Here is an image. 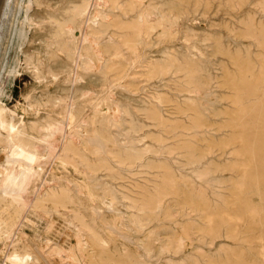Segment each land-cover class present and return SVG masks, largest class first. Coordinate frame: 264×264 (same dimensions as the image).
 Wrapping results in <instances>:
<instances>
[{"label": "rangeland", "instance_id": "374dc122", "mask_svg": "<svg viewBox=\"0 0 264 264\" xmlns=\"http://www.w3.org/2000/svg\"><path fill=\"white\" fill-rule=\"evenodd\" d=\"M54 1L56 0H43L41 4L32 0L33 6L27 10L28 0H10L5 7L3 6L4 0H0V16L2 15L0 17V39L2 38L0 40V99L5 105L0 106L6 109L7 119L10 122H15L14 124L20 122L19 124L23 125L24 123L26 125L40 124L38 121L46 113H51L52 117L60 119L64 111L69 110V106L72 113H80L83 118L82 125L88 124L86 128L88 132L86 131L81 136L80 143H75V146L83 156L85 168L81 173L75 170L73 164H65L54 158L48 159L46 148L43 149L45 155L43 154L40 160H35L30 155L9 151L0 144V171H4L8 180L16 179L15 182H18L21 187L25 185L22 172L29 170L38 175L39 183L54 175L57 181L55 185L65 182H68L69 186L74 185V189L81 194L73 193L75 203L72 208L74 211L77 208L76 211L82 214L87 224L99 229L105 250L112 252L111 254H117L116 260L129 255L132 256V260L139 262L136 264H141V261H144L143 264H264V169L262 166L264 163V121L263 117L256 112H249L245 116L249 126L248 132L246 131V141L254 150L251 152L254 161L245 176L244 169L240 172L241 158L235 157L237 150L240 149L239 144L230 142L233 131L229 128V115H232L233 110L237 108L231 104L235 98L232 95L235 93L227 84H223L226 74L234 77L236 70L225 55L214 52V41L219 40L225 50L229 51L231 57L240 51L244 55L250 51L255 57L256 68L260 67L261 63L264 64V59H261L264 58V46L256 45L255 40H252L254 38H251L255 32L253 34L251 28L244 27L246 22L253 20L254 28L264 32V0H184L181 5L178 0H137L139 3L134 0L137 4H133L131 17L126 18L120 15V10L122 11L124 6H127L125 2H120L117 13L112 14L108 7L103 5V0H67L66 11L74 12L81 9V14L74 18L71 28L80 32V28L83 29L89 24L91 28H88L87 32L90 31L89 36L96 41L98 46H107L109 34H115L118 42L126 39L132 40L129 51L128 46L122 47L123 57L105 55V63L112 60L111 71L105 76L100 75L98 69L99 63L103 61L97 63L83 48L79 38L75 40V44L70 43L71 39L66 41L69 49L76 54L75 67L71 65L68 56L58 50V44L54 43L51 37L48 39L49 27L47 25L55 19H62ZM80 2L86 4H82V7L79 5ZM27 12L31 17H29V22L25 18ZM146 12L151 14L150 21H152L147 30L141 23L139 24ZM93 19L98 22L94 23ZM8 20L11 22L9 23ZM112 20L113 23L121 21L126 26H134L135 30L129 29L126 32L125 27L119 28L121 25L110 27ZM260 32L258 31V35ZM42 40L45 42L42 43ZM31 54V57L42 61L41 64L31 58ZM78 64L79 66H76ZM81 64L88 65L91 71L83 69ZM44 76H47V79ZM90 82L94 83L95 88ZM72 83L83 91L82 99L74 102L70 100L73 96ZM258 95V98L250 97L249 102L244 104L248 108H254L248 104L260 98L263 99L261 93ZM96 97L97 104H95L96 100H93ZM50 100L53 103H50ZM113 103H116V106ZM195 110L201 115L199 116ZM116 114H119L117 125L114 123ZM86 117L91 119L88 120ZM198 118H200L199 122ZM103 120H107L108 128L102 125ZM197 124L200 126L195 127ZM245 130L244 128L243 131ZM104 136H106L105 139H103ZM55 140L57 141L53 142L54 140L50 139L48 142L52 149H56L54 144L59 142L60 136L56 135ZM257 148L261 150H256ZM92 150H97L98 153L93 154ZM200 153L201 155L198 156ZM236 167H240L237 169L239 172L236 171ZM255 171L260 180V195L256 193L257 187L253 181L252 175ZM163 176L165 180L166 177L170 178L168 181L170 184H166L165 181L163 185ZM240 182L243 186L239 184ZM157 184L160 185L158 188L155 187ZM171 184H174L173 188L177 191L172 188ZM236 184L242 188L240 194L243 200L245 199V203L242 200H235L238 194L237 189L239 190ZM161 186L164 190L167 187V191L169 189L174 191L163 193L161 192L163 189L159 190ZM233 190L236 192L235 197H233L235 193ZM156 192L161 193L158 195ZM176 192L178 194H175ZM189 192L193 193V201L190 200V202L183 197L189 195ZM101 197L106 198L107 205H100L97 202ZM143 197L147 199L144 198V200ZM197 198L201 199V202ZM151 199H155L153 203ZM157 199H163L161 204L157 203L159 201ZM181 199L188 201L189 205ZM148 200L150 201L147 203ZM110 204H114L124 218V231L119 230L115 225L117 216L108 206ZM151 204H156L153 206L157 209L153 210ZM242 205L255 208L253 214L255 213L256 216L248 217L245 213V206ZM145 206H148L150 211ZM191 206L193 209L196 207V210L191 209ZM102 209H105L104 212ZM163 209L170 210L173 221L159 216L161 213L159 210ZM54 214L52 217L55 225L51 232L47 231L45 220H39L36 215L28 213L25 216L33 224L27 223L21 229L25 233V238L36 244L45 245L50 240V243L55 245L58 251L60 250L59 253L63 250L68 252L76 243L73 236L75 228L70 226L60 214L57 212ZM70 214L69 212L68 216ZM143 214L151 216V219ZM228 214L231 217L242 215L243 219H237V222L236 219H232L230 222L226 216ZM153 216L155 219L152 218ZM204 217L207 219L205 220ZM208 217L211 219L208 220ZM99 225L103 226L99 228ZM127 227L133 231L127 232ZM211 228L212 232H208L207 230L211 231ZM184 230L188 231V236H185ZM202 231L208 235L210 233V236L203 234ZM245 239L248 241L244 242ZM26 241L23 240V243L28 246L29 243ZM142 244L148 250L152 246V250L144 252L141 248ZM173 245L178 246L176 248ZM117 246L119 247L115 251L114 248ZM175 248L179 249L175 250ZM7 249L9 250L8 243L0 244V264H10L7 260L5 263ZM29 249L34 252L33 248ZM58 260L52 259L51 264H61Z\"/></svg>", "mask_w": 264, "mask_h": 264}, {"label": "bare ground", "instance_id": "6f19581e", "mask_svg": "<svg viewBox=\"0 0 264 264\" xmlns=\"http://www.w3.org/2000/svg\"><path fill=\"white\" fill-rule=\"evenodd\" d=\"M43 0H35V2H39L41 3ZM79 1V0H78ZM77 1V2H78ZM88 1V0H87ZM86 1V2H87ZM137 1V0H135ZM180 5L184 2V0H178ZM34 2V3H35ZM55 5L58 7V12L61 13V20H57L55 19L54 21L50 22L49 25H47L49 27V31H48V39L51 37L52 41H54V43L58 44V50L62 51L63 54L68 56V59L71 62V65L75 67V57L76 54L75 52H72V50L69 49V45L66 43L67 40H70V43H74L75 44V40L77 38H79L81 40V44L83 45V48L85 50H87V53L97 62L99 63L100 61H103V63H99V73L100 75H104L106 73H110L111 71V64H112V60L109 63H105L104 61V57L106 54L109 55H113L116 58H121L124 56V51L122 49L123 46H128L127 50L129 51V47L131 46L132 40L131 39H126L125 41L122 42H118L117 40V36L115 34H109V37L107 38V46L106 47H100L98 46V44L96 43V41L91 38L89 36V32H87L88 28H91L90 25H86L85 28H80V32L73 30L71 27L74 23V18L78 15L81 14V9H78L74 12H68L66 11V6L68 5L67 0H56L54 1ZM71 2V1H70ZM73 2V1H72ZM71 2V3H72ZM99 2V1H98ZM120 2H125L127 3V6H124L125 8L121 11L120 10V15H123L125 18L130 16L131 17V12H133V4H137V2L134 3V0H103V5L107 6L109 11L113 14V13H117L116 11H118V5L120 4ZM8 3H10V0H4V7L8 5ZM36 3V4H37ZM81 3V2H80ZM139 3V2H138ZM141 3V2H140ZM14 4V3H13ZM42 4V3H41ZM51 4V3H50ZM49 4V5H50ZM78 4V3H76ZM82 4H86L81 3L79 5L82 6ZM16 5V4H15ZM40 5V4H39ZM48 5V3H47ZM27 10H29L30 6L32 5V0H28V4H27ZM37 6V5H36ZM42 6V5H41ZM46 6V5H45ZM53 6V4H52ZM137 6V5H136ZM139 6V5H138ZM12 7V6H10ZM22 7V6H21ZM26 7V6H25ZM50 7V6H49ZM78 7V5H77ZM83 7V6H82ZM47 8V6H46ZM52 8V7H51ZM71 8V7H70ZM6 9V8H5ZM21 9V8H20ZM48 9V8H47ZM9 10V9H8ZM91 10V9H90ZM3 11V9H2ZM14 11V10H13ZM142 11V10H141ZM149 11V10H148ZM12 12V11H11ZM20 12V11H19ZM57 12V11H56ZM101 12V11H100ZM104 12V11H102ZM139 12V11H138ZM151 12V11H150ZM2 13V12H1ZM50 13V12H49ZM55 13V12H54ZM156 13V12H155ZM3 14V13H2ZM52 15H54L53 13H50ZM90 14V13H89ZM142 14V13H141ZM188 14V13H187ZM14 15V14H13ZM30 13L27 12L26 14V20L29 22V16ZM57 15V14H56ZM59 15V14H58ZM118 15V14H117ZM151 14L149 12H146L142 19L140 20L139 24L141 23L142 26L147 30L149 28V26H151L150 24L152 23L151 20ZM2 16V15H1ZM0 16V17H1ZM6 16V15H5ZM10 16V15H9ZM80 17V16H79ZM135 17V16H134ZM31 18V17H30ZM40 18V17H39ZM55 18V17H54ZM53 18V19H54ZM87 18V17H86ZM42 19V18H41ZM52 19V18H51ZM59 19V16H58ZM80 19V18H79ZM111 19V18H110ZM5 20V19H4ZM10 20V19H9ZM8 20V21H9ZM12 20V19H11ZM34 20V19H33ZM36 20V19H35ZM109 20V19H108ZM119 20V19H117ZM126 20V19H125ZM90 21V20H89ZM94 23H97L98 21L96 19H93ZM256 21V20H255ZM11 21H9L10 23ZM21 22V21H20ZM82 23V21H80ZM44 23V22H43ZM125 23V22H124ZM30 24V23H29ZM35 24V23H34ZM93 24V23H92ZM105 24V23H104ZM1 25V22H0ZM32 25V23H31ZM38 25H40V23L38 22ZM37 25V26H38ZM117 25H121V27H119L120 29H125L126 32L129 31V29L131 30H135L134 26L128 25L126 26V24H122L121 21L118 22H114L112 20V23L109 24L110 27H116ZM123 25V26H122ZM254 22L253 20H250L248 22H246L244 24V27L246 26L247 29L251 28V30L253 31V34L255 32V35H252L254 38L252 40H255V44H260V46H264L261 45L264 43V32L261 29H256L254 28ZM260 25V24H259ZM262 25V24H261ZM3 26V25H2ZM11 26V25H10ZM44 26V24L42 25ZM41 26V27H42ZM80 26V24H79ZM5 27V26H4ZM36 27V26H34ZM10 28V27H9ZM39 28V27H38ZM76 28V27H75ZM142 28V27H141ZM140 28V30H141ZM6 29V28H5ZM5 29L3 31H5ZM41 30H43L42 28H40ZM79 29V28H78ZM77 29V30H78ZM8 30V29H7ZM10 30V29H9ZM159 30V29H158ZM171 30V29H170ZM44 31V30H43ZM258 31H261L260 34L258 35ZM94 32V31H93ZM40 33V32H38ZM45 33V32H43ZM109 33V32H108ZM141 33V31H140ZM248 33V32H247ZM3 34V33H2ZM47 34V33H46ZM242 34V33H241ZM244 34V33H243ZM251 34V33H250ZM19 35V34H18ZM141 35V34H140ZM47 36V35H45ZM107 36V35H106ZM142 36V35H141ZM246 36V35H245ZM6 37V36H5ZM240 38L243 36H239ZM238 37V38H239ZM46 38V37H45ZM131 38V37H130ZM245 38V37H244ZM2 39V38H1ZM0 39V40H1ZM7 39V38H6ZM40 39V38H39ZM41 40V39H40ZM45 40V39H44ZM44 40H42V43L45 42ZM3 41V40H2ZM5 41V40H4ZM48 41V40H47ZM143 42V41H142ZM5 43V42H4ZM16 43V42H15ZM41 43V42H40ZM78 43V42H77ZM53 44V43H52ZM5 45V44H4ZM43 45V44H42ZM50 45V44H49ZM144 45V44H143ZM214 45H215V54H222L225 55L228 60L230 61V63L233 64V66L235 67L236 70V75L234 77L229 76L228 74H226V77L223 78L225 79V82L223 84H227V86L235 93V98H233L234 100L231 101L232 106L234 105L236 108V110H233L234 113L232 115H229V119H230V129L233 131V135L231 136L232 138L230 139L231 143H237L238 147H240L239 150H237L236 152V158H241V163H239L241 165L242 168H240V172H242L244 169V175L246 176V174L248 173V171L251 168V163L254 161L253 158V154H251L253 150V147L251 145L247 144L246 141V131L248 129V120H246L245 116L246 114H248L249 112H256L259 113L260 116H262L263 121H264V64L261 63L262 65L258 68H256L257 63H255L254 59L255 57H253V53H251L250 51H248V53H246L245 55L241 53V51L239 53H236V55H234V57L230 56L229 51L225 50L223 44L221 43V41L217 40L214 41ZM53 47V46H52ZM51 47V48H52ZM57 48V47H56ZM79 48V46H78ZM81 48V47H80ZM14 49V48H13ZM45 49V48H44ZM49 49V48H48ZM74 49V46H73ZM40 50V49H39ZM242 50V49H241ZM46 51V50H45ZM48 51V50H47ZM55 51V50H53ZM80 51V50H79ZM239 51V50H238ZM264 51V50H263ZM2 52V50H1ZM39 52V51H38ZM52 52V51H51ZM260 52V51H259ZM262 52V51H261ZM27 53V52H26ZM36 53V52H35ZM57 53V52H56ZM84 53V52H82ZM50 54V53H49ZM54 54V53H53ZM81 54V53H80ZM85 54V53H84ZM83 54V56H84ZM136 54V53H135ZM45 55V54H44ZM48 55V52H47ZM52 55V53H51ZM59 55V54H58ZM61 55V54H60ZM64 55V56H65ZM79 55V54H78ZM264 55V54H263ZM32 56V54L30 55V57ZM37 56V55H36ZM40 56V55H39ZM38 56V57H39ZM42 56V55H41ZM80 56V55H79ZM141 56V55H140ZM255 56V55H254ZM258 56V55H257ZM6 57V56H5ZM87 57V56H86ZM264 57V56H263ZM3 58V57H2ZM27 58V57H26ZM33 58V57H31ZM90 58V57H88ZM175 58V57H174ZM260 58V57H259ZM7 59V58H6ZM30 59V58H29ZM35 60H37L36 58H33ZM92 59V60H93ZM264 59V58H261ZM260 59V62L262 61ZM31 60V59H30ZM42 60V59H39ZM62 60V59H61ZM65 60V59H64ZM79 60V58H78ZM164 60V59H163ZM258 60V58H257ZM38 61V60H37ZM36 61V62H37ZM59 61V60H58ZM67 61V60H66ZM264 61V60H263ZM33 62V61H32ZM35 62V61H34ZM40 64L41 62L38 61ZM60 62V61H59ZM79 62V61H78ZM259 62V61H258ZM27 63V62H26ZM57 63V62H56ZM116 63V62H115ZM60 64V63H59ZM62 64V63H61ZM156 64V63H155ZM4 65V64H3ZM39 65V64H38ZM67 65V64H66ZM71 65H67V66H71ZM34 66V65H33ZM45 66V65H44ZM55 66V65H53ZM52 66V67H53ZM65 66V65H63ZM76 66H79L76 65ZM80 66H82L83 69H90L88 65L86 64H81ZM232 66V65H231ZM259 66V65H258ZM35 67V66H34ZM51 67V68H52ZM56 67V66H55ZM5 68V67H4ZM31 68V67H30ZM36 68V67H35ZM78 68V67H77ZM43 69V68H42ZM45 69V68H44ZM62 69V68H61ZM60 69V70H61ZM73 69V68H72ZM225 69V68H224ZM30 70V69H29ZM52 70V69H51ZM59 70V72H60ZM8 71V70H7ZM31 71V70H30ZM34 71V70H33ZM43 71V70H42ZM53 71V70H52ZM65 71V70H64ZM91 71V69H90ZM94 71V70H93ZM92 71V72H93ZM57 72V71H56ZM70 72V71H69ZM81 72V71H80ZM95 72V71H94ZM77 73V72H76ZM84 73V72H81ZM87 73V72H86ZM231 73V71H230ZM7 74V73H6ZM32 74V73H31ZM58 74V72H57ZM79 74V73H78ZM91 74V73H90ZM223 74V73H222ZM225 74V73H224ZM233 74V73H232ZM46 75V74H45ZM92 75V74H91ZM90 75V76H91ZM94 75V74H93ZM92 75V76H93ZM210 75V74H209ZM62 76V75H61ZM65 76V75H64ZM71 76V75H70ZM89 76V75H88ZM91 76V77H92ZM99 76V75H97ZM131 76V75H130ZM35 77V76H34ZM47 79V76H44ZM51 77V76H50ZM49 77V78H50ZM68 77V75L66 76ZM89 78V77H88ZM95 78V77H94ZM97 78V77H96ZM100 78V77H99ZM104 78V77H101ZM87 79V78H86ZM42 80V79H41ZM40 80V81H41ZM45 80V78H44ZM52 80V77H51ZM57 80V79H56ZM95 80V79H94ZM106 80V79H105ZM208 80V79H207ZM47 81V80H46ZM50 81V80H48ZM62 81V80H61ZM74 81V80H73ZM85 81V80H84ZM87 82V81H86ZM85 82V83H86ZM92 82V81H91ZM90 82V83H91ZM194 82V81H193ZM197 82V81H196ZM54 83V82H53ZM60 83V82H59ZM82 83V82H81ZM89 83V82H88ZM117 83V82H116ZM73 84V83H72ZM99 84V83H97ZM115 84V83H114ZM180 84V83H179ZM60 86V84H59ZM91 86L94 87V83H91ZM96 86V84H95ZM106 86V84H105ZM134 86V84H133ZM204 86V83H203ZM61 87V86H60ZM90 87V86H89ZM206 87V86H205ZM97 88V87H96ZM105 88V87H104ZM72 91H73V96L71 97V101H77L79 99H82V94L83 91L80 88H76V86H72ZM109 89V87L107 88ZM106 89V90H107ZM68 90V89H67ZM66 91V90H65ZM113 91V90H112ZM62 92V91H61ZM67 92V91H66ZM92 92V91H91ZM97 92V91H96ZM107 92V91H106ZM105 92V93H106ZM90 93V92H89ZM88 93V95H89ZM95 92L93 91V94ZM98 93V92H97ZM104 93V92H103ZM259 93H261L263 99H259L257 101L254 102H250L251 104H248L254 108H248L244 103H248L249 102V98L250 97H254V98H258L259 97ZM99 94V93H98ZM70 95V92H69ZM109 96V95H108ZM231 96V97H232ZM230 97V98H231ZM61 98V96L59 97ZM65 98L66 97H62ZM108 98V97H106ZM111 98V97H110ZM47 99V98H46ZM58 99V98H56ZM103 99V98H102ZM112 99V98H111ZM34 100V99H33ZM48 100V99H47ZM93 100H96L97 104V97L94 98ZM116 100V99H115ZM30 101V100H29ZM39 101V100H38ZM64 101V100H63ZM91 101V99H90ZM35 102V101H34ZM37 102V100H36ZM42 102V101H41ZM45 102V101H44ZM67 102V101H66ZM65 102V103H66ZM113 102V101H112ZM32 103V102H31ZM43 103V102H42ZM50 103H53L50 100ZM99 103V102H98ZM244 105H243V104ZM45 104V103H44ZM69 104V103H68ZM94 105V103H92ZM111 104V103H110ZM114 104V103H113ZM112 104V106H113ZM189 104V103H188ZM0 105H4L3 101L0 99ZM65 105V104H62ZM100 105V104H99ZM116 106V103L114 104ZM182 105V104H181ZM36 106V105H35ZM67 106V103H66ZM84 106V105H83ZM29 107V106H28ZM37 107V106H36ZM42 107V106H41ZM73 107V106H72ZM76 107V106H75ZM79 107V106H77ZM114 107V106H113ZM39 108V107H38ZM36 108V109H38ZM82 108V107H80ZM190 108V107H189ZM193 108V107H192ZM84 109V108H83ZM82 109V110H83ZM115 109V108H114ZM182 109V108H181ZM194 109V108H193ZM198 109V108H197ZM125 110V109H124ZM146 110V109H145ZM117 111V109H116ZM161 111V110H160ZM196 111V110H195ZM65 112V113H64ZM62 117L59 119L52 117L51 113H46V115L44 117H42L40 119V121H38L40 124L37 123V125H26L24 123L23 124H14L12 122H10L9 119H7V111L5 108L0 106V144H2L7 150L9 151H17V152H21L23 154L26 155H30L31 157H33L35 160H40L43 157L44 151L43 149H47V158L51 159H58L59 161H61L62 163L65 164H73V166L75 167V170L83 173L84 168H85V164L83 161V156L80 153L79 149L75 146V143H80L81 140V136L88 130L86 129L88 124H85L84 126L82 125V121L83 118L81 116L80 113H72V110H70V106H69V110L64 111ZM84 112V111H83ZM158 112V111H157ZM182 112V111H181ZM185 112V111H184ZM197 114L200 116V112L196 111ZM232 112V111H231ZM53 114V113H52ZM85 114V113H84ZM83 114V116H84ZM99 114V113H98ZM111 114V113H110ZM121 114V113H120ZM194 114V113H193ZM12 115V114H11ZM87 115V114H86ZM119 114H116L114 116V123L115 125H117V123H119ZM158 115V114H157ZM100 116V115H99ZM106 116V114H105ZM85 117V116H84ZM95 117V116H92ZM98 117V116H97ZM108 117V116H107ZM87 118V117H86ZM126 118V117H125ZM160 118V117H159ZM163 118V117H162ZM12 119V118H11ZM88 119V118H87ZM91 119V118H89ZM88 119V120H89ZM95 119V118H93ZM92 119V120H93ZM111 119V118H110ZM15 121V120H14ZM85 121V120H84ZM107 120H103L101 123L103 126H105L106 128H108V123L106 122ZM196 121V120H195ZM197 121H200V118L197 119ZM97 122V121H96ZM193 122V121H192ZM31 123V122H30ZM33 123V122H32ZM138 123V122H137ZM29 124V123H28ZM134 124V123H133ZM161 124V122H160ZM165 125V124H163ZM200 125L197 124V126L195 127H199ZM264 127V126H263ZM246 129L245 132L243 131V129ZM65 129V130H64ZM237 129V130H236ZM64 130V131H63ZM128 130V129H127ZM171 130V129H170ZM165 131V130H164ZM88 132V131H87ZM113 132V131H111ZM248 132V131H247ZM112 134V133H110ZM108 134V135H110ZM161 134V133H160ZM59 135L60 136V140L59 142L54 144V147H56V149H52L51 147H49L48 142L50 139L54 140L53 142L57 141L55 140V136ZM103 135V134H102ZM245 135V137H244ZM91 136V135H90ZM112 136V135H111ZM106 136L103 137V139H105ZM113 137V136H112ZM111 139V137H109ZM113 140V139H111ZM100 141V140H99ZM114 141V140H113ZM114 144V143H113ZM111 146V145H110ZM108 146V147H110ZM112 147V146H111ZM110 147V149H111ZM115 147V146H114ZM161 147V146H160ZM250 147V149H249ZM85 148V147H84ZM186 148V147H185ZM191 149H194L191 147ZM109 150V149H108ZM256 150H261V149H256ZM85 151V149H84ZM196 151V150H195ZM91 152V151H90ZM92 153H98V151L96 150H92ZM108 153V152H107ZM113 153V152H112ZM168 153V152H167ZM235 153V152H234ZM84 154V153H83ZM143 154V153H142ZM169 154V153H168ZM171 154V153H170ZM195 154V153H194ZM45 155V154H44ZM102 155V154H101ZM100 155V156H101ZM112 155V154H111ZM131 155V154H130ZM191 155H193V153H191ZM188 155V156H191ZM197 155V154H196ZM201 155L198 154V156ZM22 156V155H21ZM19 156V157H21ZM125 156V155H123ZM134 156V155H133ZM136 156V155H135ZM196 156V158L198 157ZM28 157V156H27ZM132 157V156H131ZM138 157V156H137ZM124 159V157H122ZM128 158H130V156H128ZM141 158V157H140ZM191 158V157H190ZM193 158V157H192ZM202 158V157H201ZM127 159V158H126ZM136 159V158H135ZM191 160V159H190ZM193 160V159H192ZM200 160V159H199ZM240 160V159H239ZM103 161V159H102ZM122 161V160H121ZM131 161V160H130ZM236 161V160H235ZM234 161V162H235ZM262 161V159H261ZM264 161V159H263ZM262 161V162H263ZM41 162V161H40ZM127 162V161H126ZM152 162V161H151ZM201 162V160H200ZM237 162V161H236ZM239 162V161H238ZM237 162V163H238ZM102 163V162H101ZM123 163V162H122ZM130 163V162H129ZM134 163V162H133ZM153 163V162H152ZM132 164V163H131ZM199 164V163H198ZM197 164V165H198ZM21 165V164H20ZM235 165V164H234ZM233 165V167H234ZM162 166V165H161ZM236 166V165H235ZM263 169H264V163H263ZM101 167V166H100ZM99 167V168H100ZM125 167V166H124ZM167 167V166H166ZM232 167V168H233ZM25 168V166L23 167ZM162 168V167H160ZM165 168V166H164ZM236 167V171L237 169H239ZM4 170V168H2ZM158 169V168H156ZM166 169V168H165ZM164 169V170H165ZM26 170V169H25ZM29 170V169H27ZM88 170V169H87ZM98 170V168H97ZM92 171V170H91ZM169 171V170H168ZM233 171V170H232ZM235 171V170H234ZM87 172V171H86ZM211 172V171H210ZM239 172V170L237 171ZM23 180L25 181V185L24 187H21L20 184H18V182H15L16 179H14V181H10L6 178V174L4 173V171H0V244L2 243H8L9 244V250L7 253V255L5 256V263L10 262V264H51L52 259L58 260L61 262V264H109L110 262H113L114 264H136L139 262H135V260H132V256L130 257L129 255L124 256L125 258H123L121 260H116V258H118L117 254H111L110 251L107 252V250H105L104 246H103V239L101 238L100 234H99V229L95 228L94 226H91L89 224H87L84 220H83V216L82 214L79 213V211L77 212V208L74 211V208H72L73 204L75 203V201L73 200V193L75 194L77 192V194L79 195V191L74 189V185H70L68 182H65L63 184H58L55 185V183L57 182L54 179V175H51L49 178H47V180H43L40 183L38 182V175L32 173L30 170L29 171H23ZM198 174V173H197ZM200 174V173H199ZM239 174V173H237ZM258 173L255 171L253 176V181L255 183V187L257 190V194L260 195L261 191L259 190L260 188V180L258 179ZM158 175V174H157ZM166 175V174H165ZM164 175V176H165ZM206 175V174H205ZM241 175V174H240ZM40 176V175H39ZM44 176V175H43ZM163 176V177H164ZM171 176V175H170ZM175 176V175H174ZM204 176V175H202ZM244 176V177H245ZM48 177V175H47ZM242 177V176H241ZM57 178V177H56ZM243 178V177H242ZM10 179V178H9ZM22 179V178H20ZM19 179V180H20ZM58 179V178H57ZM163 179V178H162ZM17 180V181H19ZM62 180V179H60ZM67 180V179H66ZM176 180V178H175ZM23 181V182H24ZM68 181V180H67ZM157 181V180H156ZM163 185L165 184H170L168 183V181H170V178L168 179V177H165L163 179ZM172 181V180H171ZM50 182V183H48ZM21 183V182H20ZM148 183V182H147ZM161 183V182H160ZM174 183V182H173ZM23 184V183H21ZM75 184V183H74ZM235 184V183H234ZM240 185L242 184L241 182L239 183ZM238 184V185H239ZM172 188L174 187V184ZM170 185V186H171ZM237 185V184H236ZM233 186V187H236ZM237 185V187H239ZM76 186V184H75ZM143 186V185H142ZM152 186V185H151ZM158 185L155 186L158 188ZM166 186V185H165ZM168 186V187H170ZM176 186V183H175ZM243 186V185H241ZM139 187V186H138ZM164 187V186H163ZM178 187V184H177ZM76 188V187H75ZM79 188V187H78ZM156 188V189H157ZM171 188V187H170ZM74 189V190H73ZM82 189V188H81ZM89 189V187H88ZM141 189V188H140ZM162 190L161 192L164 193V191H167V187L166 190H164V188H159V190ZM174 189V188H173ZM171 189L172 191H177V189ZM241 189L239 187V190L237 189V193L235 200L236 201H241L242 202L245 200H243V198L241 197ZM93 190V189H92ZM143 190V189H142ZM149 190V189H147ZM154 190V188H153ZM170 189L168 190L169 193L171 191ZM236 190V189H235ZM167 191V192H168ZM86 192V191H85ZM145 192V191H143ZM157 193L158 195L161 193ZM193 192V191H192ZM83 193V191H82ZM89 193V192H88ZM87 193V194H88ZM141 193V192H140ZM147 194V192H145ZM149 193V192H148ZM152 193V192H151ZM162 193V194H163ZM190 193V192H189ZM81 194V193H80ZM84 194V193H83ZM129 194V193H128ZM161 194V196L163 197V195ZM175 194H178L177 192ZM191 194V193H190ZM187 195V196H183L186 200H188L190 202V200H192L193 196L191 195ZM121 195V194H120ZM143 195V193H142ZM151 195V194H148ZM147 195V198L149 197ZM154 195V194H153ZM165 195H167L165 193ZM164 195V196H165ZM170 196H172V194H169ZM182 195V194H181ZM185 195V194H184ZM126 197V196H125ZM152 198L154 196H151ZM156 197V196H155ZM159 197V196H158ZM157 197V198H158ZM174 197V196H173ZM179 197V196H177ZM182 197V196H181ZM195 197V196H194ZM199 197V196H198ZM146 197H143V199ZM146 198V199H147ZM167 198V196H166ZM180 198V197H179ZM176 199V198H175ZM195 199V198H194ZM198 199V198H197ZM234 199V198H232ZM77 200V199H76ZM82 200V199H81ZM80 200V201H81ZM86 200V199H85ZM130 200V198H129ZM145 200V199H144ZM155 199H151V202L154 201ZM160 201L161 199H157V201ZM163 200V199H162ZM162 200L157 203L161 204ZM182 200V199H181ZM184 200V199H183ZM182 200V201H183ZM185 200V201H186ZM199 200V199H198ZM201 200V199H200ZM199 200V201H200ZM87 201V200H86ZM128 201V200H127ZM137 201V200H136ZM143 201V200H142ZM150 200L146 201L147 203ZM181 201V202H182ZM183 201L186 205L188 204L187 202ZM193 201V200H192ZM234 201V200H233ZM236 201H234L236 203ZM248 201V200H247ZM79 202V200H78ZM93 202V201H92ZM100 203V205H107V201L106 198L103 199L102 197L98 199V201ZM130 202V201H129ZM144 202V201H143ZM178 202V201H177ZM180 202V200H179ZM196 202V201H195ZM201 202V201H200ZM199 202V203H200ZM204 202V201H203ZM246 201H244L245 203ZM153 203V202H152ZM156 203V204H157ZM192 203V202H191ZM190 203V204H191ZM194 203V202H193ZM241 203V202H240ZM249 203V201L247 202ZM246 203V204H247ZM85 204V203H83ZM93 204V203H92ZM96 204V203H95ZM94 204V205H95ZM145 204V203H144ZM153 204V205H156ZM245 204V205H246ZM142 205V203H141ZM140 205V206H141ZM148 205V204H147ZM150 205V204H149ZM151 204V208L154 210L156 208V206L154 207ZM189 205V204H188ZM242 205V206H245ZM251 205V204H250ZM82 206V204H81ZM111 210L116 214L117 216V221L115 222V225L118 227L119 230H125V224H124V218L121 216V214L118 211V208H116V206L114 204H110L108 205ZM139 206V207H140ZM193 206V205H192ZM191 206V209H193ZM195 206V204H194ZM249 206V205H247ZM245 206V213H247L248 217H252L254 218L253 215H255V213L253 214V211L255 210V208H249ZM75 207V206H74ZM126 207V206H125ZM143 207V205H142ZM148 208V206H145V208ZM161 207V206H160ZM188 207V206H187ZM251 207V206H250ZM99 208V207H98ZM101 208V207H100ZM196 207H194L193 210ZM150 211V208H148ZM157 209V208H156ZM190 209V208H189ZM199 209V208H198ZM201 209V208H200ZM253 209V210H252ZM80 210V209H79ZM88 210V209H87ZM103 210V209H102ZM100 210V211H102ZM105 210V209H104ZM103 210V212H104ZM152 210V211H153ZM108 211V210H107ZM107 211L105 212V215L107 213ZM161 211L159 216H162L164 219L166 220H171L173 221L174 218H172L171 216V212L170 210H159V212ZM189 211V210H188ZM262 211V210H261ZM57 212L58 214H60L61 217H63L64 219H66V222L70 225L73 226L75 228L74 230V238L76 239V243L74 244V246L72 248H70V250H68V252H65L63 249V252L59 253L58 248L55 245H52L50 243V240L48 242H46L45 245H40V244H36L35 242H33L32 240H28L25 238V233L22 231L21 227H23L25 224L27 223H32L33 222L27 217L25 216L26 213L28 214H33L36 215L37 218L39 220H45L47 222V231L51 232V229L54 227L55 223L53 220L52 215ZM69 212L73 215L70 214ZM93 212V211H92ZM143 212V210H142ZM147 212V211H146ZM153 213V212H152ZM151 213V214H152ZM259 213V212H258ZM111 214V213H110ZM150 214V213H149ZM150 214V215H151ZM162 214V215H161ZM55 215V214H54ZM135 215V214H134ZM147 215V213H146ZM143 214V216H146ZM149 215V216H150ZM203 215V214H202ZM205 215V214H204ZM203 215V216H204ZM259 215V214H258ZM257 215V217H258ZM100 216V215H99ZM102 216V215H101ZM107 216V215H106ZM139 216V215H138ZM158 216V215H155ZM158 216V217H159ZM229 219L230 222L232 219H243L242 215H238V216H234L231 217L229 214L226 215ZM256 216V215H255ZM68 217V219L66 218ZM85 217V216H84ZM113 217V215H112ZM148 217V216H146ZM145 217V218H146ZM151 217V216H150ZM150 217H148L149 219H151ZM256 217V218H257ZM99 218V217H98ZM114 218V217H113ZM153 219L154 216L152 217ZM157 218V217H156ZM103 219V218H102ZM147 219V218H146ZM204 219L206 220L207 217ZM211 219V218H210ZM208 217V220H210ZM251 219V218H250ZM68 220V221H67ZM86 220V219H85ZM94 220V219H93ZM96 220V218H95ZM141 220V219H140ZM207 220V221H208ZM213 220V219H212ZM239 220V221H240ZM156 221V220H155ZM206 221V222H207ZM142 222V221H141ZM140 222V223H141ZM146 222V221H143ZM150 222H152V220H150ZM211 222V221H210ZM209 222V223H210ZM234 222V221H233ZM65 223V222H64ZM96 223V221H95ZM208 223V224H209ZM136 224V223H135ZM138 224V223H137ZM36 225V224H35ZM67 225V224H65ZM98 224H96L97 226ZM210 225V224H209ZM103 226V225H102ZM99 225V228L102 227ZM115 226V227H116ZM207 226V223H206ZM106 228V227H105ZM104 228V229H105ZM205 228V226H204ZM208 228V227H207ZM206 228V229H207ZM53 230V229H52ZM187 230V228H186ZM122 231V233H123ZM133 230H130L127 227V232H130ZM185 231V230H184ZM205 231V229H204ZM202 231V232H204ZM208 232H212V228L211 231L207 230ZM106 234V233H105ZM185 236H188V231H185ZM203 234H206V232H204ZM236 234V233H234ZM104 235V234H103ZM112 235V234H111ZM152 235V234H150ZM208 235V234H206ZM109 235H107L108 237ZM124 236V235H123ZM210 236V233L209 235ZM127 237V236H126ZM234 237V236H233ZM232 237V238H233ZM111 238V237H110ZM108 238V239H110ZM181 238V237H180ZM114 239V238H113ZM23 240H27L26 242L29 243V245L27 246L26 244L23 243ZM111 240V239H110ZM181 240V239H180ZM235 240V237H234ZM239 240V239H238ZM247 239H245L244 242H246ZM39 241V240H38ZM112 241V240H111ZM116 241V240H114ZM179 241V240H178ZM185 241V240H183ZM248 241V240H247ZM171 242V241H170ZM177 242V241H176ZM147 243V242H146ZM169 243V242H168ZM167 243V244H168ZM57 244V243H55ZM165 244V243H164ZM175 244V243H174ZM125 245V244H124ZM166 245V244H165ZM171 245V243H170ZM4 246V245H3ZM115 246V245H114ZM126 246V245H125ZM143 251H151L152 250V246H150L149 250L146 249L144 247V244L141 245ZM168 246V245H167ZM175 246V245H173ZM178 245H176L175 247L177 248ZM33 248L34 252L31 251V249L29 248ZM119 246H117L115 249V251H117ZM124 247V246H123ZM127 247V246H126ZM169 247V246H168ZM111 248V247H110ZM174 248V247H172ZM175 250H178L176 249ZM61 249V248H59ZM129 249V247H128ZM6 250V251H7ZM130 250V249H129ZM160 250V249H159ZM164 250V249H163ZM162 250V251H163ZM119 252V251H118ZM160 252V251H159ZM127 253L129 254V252L127 251ZM158 253V252H157ZM163 253V252H162ZM161 253V254H162ZM177 253V252H176ZM136 254V253H135ZM164 254V253H163ZM138 255V254H137ZM150 255V254H149ZM159 255V254H158ZM232 255V254H231ZM120 256V258H121ZM151 256V255H150ZM160 256V255H159ZM227 257V256H226ZM264 257V256H263ZM132 258V259H131ZM149 258V257H148ZM153 258V257H152ZM135 259V258H134ZM227 259V258H225ZM224 259V262H226ZM7 260V261H6ZM235 260V259H234ZM243 260V259H242ZM241 260V261H242ZM122 263H121V262ZM152 261V259H151ZM189 261V260H188ZM192 261V260H190ZM238 261V260H237ZM144 261H141V264H143ZM146 262V261H145ZM149 262V261H148ZM216 262V261H215ZM223 262V263H224ZM232 262V261H231ZM240 262V261H239ZM151 263V262H150ZM183 263V262H182ZM185 263V262H184ZM189 263V262H187ZM234 263V262H233ZM8 264V263H7ZM146 264V263H145ZM178 264V263H177ZM221 264V263H220ZM227 264V263H226ZM230 264V263H229ZM263 264V263H262Z\"/></svg>", "mask_w": 264, "mask_h": 264}]
</instances>
